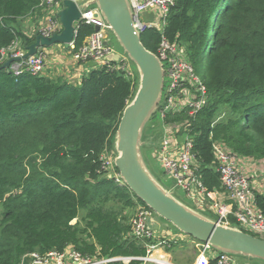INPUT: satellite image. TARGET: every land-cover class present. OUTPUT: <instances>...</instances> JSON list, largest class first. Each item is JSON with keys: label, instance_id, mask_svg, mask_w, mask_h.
<instances>
[{"label": "trees", "instance_id": "obj_1", "mask_svg": "<svg viewBox=\"0 0 264 264\" xmlns=\"http://www.w3.org/2000/svg\"><path fill=\"white\" fill-rule=\"evenodd\" d=\"M49 13L46 0H0V264H31L34 253L68 248L85 257L145 256L154 240L131 234L128 211L145 204L109 177L118 172L104 158L136 73L118 68L119 60L91 66L79 82L2 67L25 53ZM29 17L36 24L24 31ZM93 30L77 24L76 48ZM163 34L207 91L193 115L168 113L163 122L189 125L197 174L208 191L219 189L213 143L264 160V0H175ZM140 39L158 54L159 31L148 28ZM252 194L264 217V190ZM229 223L237 226L233 217Z\"/></svg>", "mask_w": 264, "mask_h": 264}, {"label": "built area", "instance_id": "obj_2", "mask_svg": "<svg viewBox=\"0 0 264 264\" xmlns=\"http://www.w3.org/2000/svg\"><path fill=\"white\" fill-rule=\"evenodd\" d=\"M79 1V0H75ZM133 14L132 19L139 33L148 28H154L161 34V43L158 48V56L163 62L164 98L156 114L162 126V136L155 148V158L164 169L165 174L172 180V188L180 189L184 195L197 206L204 205L213 212L218 222L230 225V217L237 222V226L244 231L258 236L264 235V217L255 203L250 177L243 173L240 166V156L227 149L221 142L213 143L215 169L219 174V189L208 191L200 180L195 166V154L193 152V136L188 129V124L176 122H163L168 113L185 111L187 115H193L207 100L206 89L201 80L193 72L190 64L185 60L182 51L174 45H170L163 34L171 6L175 0H129ZM50 7V13L36 28L43 36H50L61 31V24L57 12L62 7V0H46ZM143 12L152 13L149 21L144 20ZM95 13L99 17H95ZM93 26V32L85 39V42L76 48L74 39L65 47L72 58L81 62L87 68L89 61L96 62V66H108L112 61L108 56L115 53L109 45V25L101 17L95 5L89 6L81 12V21ZM97 27V29H95ZM39 49L34 55L25 59L14 61L9 70L19 74L28 69L40 72L45 67L46 56ZM16 49H12L14 51ZM181 52L182 59L178 57ZM23 51H15L13 57H21ZM118 68L123 69L128 75L133 76V70L129 61L120 56ZM95 67V66H93ZM180 131L185 135H180ZM105 158V165L112 164ZM240 168V169H239ZM121 182L118 178H115ZM195 205V206H196ZM196 206V207H197ZM198 208V207H197ZM207 211V210H203ZM208 211V212H209ZM154 212L146 205L136 207L130 218L131 234L140 239H153L154 242L146 244L145 256L138 257H85L73 248L63 252L51 251L45 256L32 254L31 264H107L114 260L125 263L131 260L140 261L139 264L152 262L155 264H174L165 255L160 253L162 248L170 246L171 242H177V237L163 234L161 230L148 227V219ZM195 249L194 264H236L234 257L229 254L216 251L208 242L192 239Z\"/></svg>", "mask_w": 264, "mask_h": 264}, {"label": "water", "instance_id": "obj_3", "mask_svg": "<svg viewBox=\"0 0 264 264\" xmlns=\"http://www.w3.org/2000/svg\"><path fill=\"white\" fill-rule=\"evenodd\" d=\"M91 5L98 8L125 57L134 64L137 76L134 94L125 106L114 133L113 165L118 173H111L109 177L118 178L155 215L166 220L179 232L198 241L208 242L218 252L255 258L264 264V238L252 235L238 226L220 223L192 204L183 202L175 195V189L165 187L149 168L143 148L157 147L156 137L161 133L157 136L148 133L145 137L144 130L162 104L165 69L159 56L141 42L140 33L133 23L129 0H62V7L57 12L61 31L50 36L35 32V40L25 47V53L20 58H9L2 67L9 69L12 62L25 59L53 44L67 47L75 37L81 12ZM95 17L98 18L99 14L95 13ZM151 17L152 13L143 12L144 20L149 21ZM120 56V53L115 52L107 58L117 62ZM96 64L88 62L89 66ZM156 223V216L148 219L149 228H154Z\"/></svg>", "mask_w": 264, "mask_h": 264}, {"label": "rangeland", "instance_id": "obj_4", "mask_svg": "<svg viewBox=\"0 0 264 264\" xmlns=\"http://www.w3.org/2000/svg\"><path fill=\"white\" fill-rule=\"evenodd\" d=\"M35 24H36V19L35 18L33 19L32 17H29V18L24 19L22 21V27H23L24 31H31V27ZM108 36H109L108 37L109 45L111 46V48L115 52L120 53L122 57H125V54L123 53L122 48L118 44L113 33L109 32ZM57 44H53L52 46H49V47H44V50L52 49V48L54 50L56 48ZM10 50H12V48ZM178 57L181 59L183 58L181 52L178 53ZM128 61L131 65V69L133 70V73H134L135 72L134 64L130 60H128ZM148 133H150V134L154 133V134H156V136L161 133L158 138L156 137V141L157 142L160 141V138L162 136V126L160 123V119L156 115H153L151 117V119H149V121L146 124V128L144 130V136L146 137V135ZM180 135L182 136L185 134L183 133V131L182 132L180 131ZM155 148L156 147H152V148L144 147L143 148V153H144L146 162H147L149 168L151 169L152 173L157 177V179L165 187L171 189L172 184H173L172 180L165 174L164 169L161 166V164L159 163V161L157 160V158L153 157V153L155 151ZM112 153H114V152H110L109 150H107L105 152L104 158H107V160H109V161L113 160L114 156H112ZM244 158H246V157L239 158L240 166H241V169L240 168L239 169L242 170L243 173H245L246 175H248L250 177L252 187L254 188V190H257L260 192L263 191L264 190V162L250 161L248 158L247 159H244ZM112 164H107L106 166L111 167ZM257 170L262 172L259 176H256V174H255V172ZM175 195L179 199H181L183 202H185L189 205L192 204L197 210H199L201 212H203L204 209L207 210V213L209 215L216 218V216L213 212H210L209 209H207L203 204L197 206L194 202H192L190 199H188L180 189L175 190ZM135 209L128 210L130 217H132V215L134 214ZM203 213H205V212H203ZM207 213H205V214H207ZM83 214H84V210H81L79 217H81ZM153 215L157 217V223L154 224V229H157V230H168V229H170V232L172 231L171 233L175 232L177 234L186 235V234L176 230L166 220L158 217L155 214H153ZM259 236L261 238H264V235H259ZM185 237L189 238L191 240L193 239V237H191L189 235H186ZM174 244L175 245L172 246V250H169L170 251L169 253L171 255L170 261L174 264H192V261L194 260V257H195V251H194L195 249L193 247V243H192V248L189 247V245H190L189 240H186V243H181V241H178V239H177V242H174ZM162 249L164 250V248H162ZM181 250H185V251L183 252ZM233 257H234L236 264H247V263H249V264H262L258 259H255V258H249V257H245L242 255H233ZM146 264H155V263L148 262Z\"/></svg>", "mask_w": 264, "mask_h": 264}, {"label": "crops", "instance_id": "obj_5", "mask_svg": "<svg viewBox=\"0 0 264 264\" xmlns=\"http://www.w3.org/2000/svg\"><path fill=\"white\" fill-rule=\"evenodd\" d=\"M42 51L44 52L46 56L45 67L43 68L42 72L47 75H50V76L62 75L71 82H79L82 75L88 70L86 66L75 61L72 58L71 53L64 47L57 45L54 50L53 48L47 49V50H44L43 48ZM247 158L248 157L244 159H247ZM248 159L250 161L264 162V160H254L252 158H248ZM261 173L262 172L258 170L255 172L256 176H259ZM161 231L165 235L177 237L178 241H181V243H186V240H189L190 241L189 247L192 248L193 242L191 239L186 238L185 237L186 235L177 234L175 232L171 233L172 231L170 232V229L161 230ZM170 250H172V248ZM181 251L184 252L185 250H181ZM169 252L170 251H167L166 249L160 250V253L165 255L168 259H170L171 257ZM192 264H194V260L192 261Z\"/></svg>", "mask_w": 264, "mask_h": 264}]
</instances>
